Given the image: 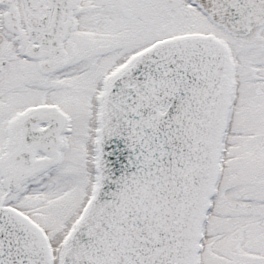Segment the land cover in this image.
<instances>
[{"label":"snow or ice","instance_id":"snow-or-ice-1","mask_svg":"<svg viewBox=\"0 0 264 264\" xmlns=\"http://www.w3.org/2000/svg\"><path fill=\"white\" fill-rule=\"evenodd\" d=\"M0 264H264V0H0Z\"/></svg>","mask_w":264,"mask_h":264}]
</instances>
